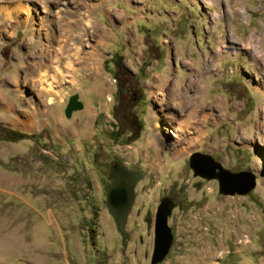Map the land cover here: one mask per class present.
I'll list each match as a JSON object with an SVG mask.
<instances>
[{"label": "rangeland", "instance_id": "374dc122", "mask_svg": "<svg viewBox=\"0 0 264 264\" xmlns=\"http://www.w3.org/2000/svg\"><path fill=\"white\" fill-rule=\"evenodd\" d=\"M193 152L254 188L220 194ZM112 163L140 173L124 240ZM163 195L159 264H264V0H0V264H149Z\"/></svg>", "mask_w": 264, "mask_h": 264}, {"label": "water", "instance_id": "95a60500", "mask_svg": "<svg viewBox=\"0 0 264 264\" xmlns=\"http://www.w3.org/2000/svg\"><path fill=\"white\" fill-rule=\"evenodd\" d=\"M80 109H82V103L78 100L77 95H73L68 100L65 115L69 117L73 111ZM188 164L194 176L217 180L218 191L225 196L246 195L255 186L251 173L245 171L230 173L215 162L211 156L200 152H193L189 156ZM111 179L105 192V201L116 230L124 240L126 238L125 224L134 200L135 185L140 180V173L130 171L122 166L120 175ZM174 207L175 204L169 197L161 198L156 207L153 217V246L149 264L161 263L172 246L173 234L167 219Z\"/></svg>", "mask_w": 264, "mask_h": 264}, {"label": "flooded vegetation", "instance_id": "af4514ba", "mask_svg": "<svg viewBox=\"0 0 264 264\" xmlns=\"http://www.w3.org/2000/svg\"><path fill=\"white\" fill-rule=\"evenodd\" d=\"M130 80H129V78L128 77H126V76H121V77H119V79H118V85L120 86H123V89H122V95L123 96H125L126 98H128V97H131V98H133V99H135L136 97H137V94H136V92L135 91H132L131 90V87H130V82H129ZM122 166H124V165H122V164H120V163H112L109 167H108V171L106 172V174H105V178H106V180H107V182L105 183V187H106V189H107V187L109 186V184L111 183V178H113V177H116V176H118V175H120V171H121V167ZM125 167V166H124ZM128 170H130V171H134V170H131L130 168H127ZM110 177V178H109ZM106 192V191H105ZM163 197H167L166 195H163V196H160L159 198H158V201H160V199L161 198H163ZM136 214H138L139 215V212L137 211V213ZM145 220L147 221V222H151L150 221V215H148V216H145ZM150 224V223H149ZM123 243V242H122Z\"/></svg>", "mask_w": 264, "mask_h": 264}, {"label": "bare ground", "instance_id": "6f19581e", "mask_svg": "<svg viewBox=\"0 0 264 264\" xmlns=\"http://www.w3.org/2000/svg\"><path fill=\"white\" fill-rule=\"evenodd\" d=\"M98 4V3H97ZM31 8L32 7H29L28 6V8H26L27 9V11H29V10H31ZM57 16H58V14H57ZM28 21V19H25V22H27ZM68 23V22H67ZM252 37H254V36H252ZM253 43H254V41H253V39H251V40H249L248 42H245V44L246 45H248V47H247V49H248V51H250V53L252 54V56L253 57H255L256 58V54H257V51H256V49H257V46H255V45H253ZM58 50H60V49H58ZM76 55V52H74V56ZM87 58V57H86ZM86 58H84V60L81 62V63H83L84 65H87L86 63ZM83 65V66H84ZM69 68H72L71 66H69ZM56 70V69H55ZM261 118H262V115L261 114H259V116H258V125H262L263 123H262V121H261ZM263 126V125H262Z\"/></svg>", "mask_w": 264, "mask_h": 264}, {"label": "trees", "instance_id": "16d2710c", "mask_svg": "<svg viewBox=\"0 0 264 264\" xmlns=\"http://www.w3.org/2000/svg\"><path fill=\"white\" fill-rule=\"evenodd\" d=\"M112 62H113V64H114V67H115V69H117V67H118V65H119V63L117 62V60H112ZM134 123H137L136 121L134 122ZM138 125V124H137ZM137 139V137L136 136H132V137H130L128 140H136Z\"/></svg>", "mask_w": 264, "mask_h": 264}]
</instances>
